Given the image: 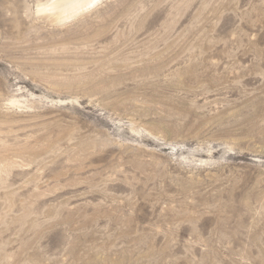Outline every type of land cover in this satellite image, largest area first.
<instances>
[{
  "label": "rangeland",
  "instance_id": "rangeland-1",
  "mask_svg": "<svg viewBox=\"0 0 264 264\" xmlns=\"http://www.w3.org/2000/svg\"><path fill=\"white\" fill-rule=\"evenodd\" d=\"M0 0V264H264V0Z\"/></svg>",
  "mask_w": 264,
  "mask_h": 264
},
{
  "label": "bare ground",
  "instance_id": "bare-ground-1",
  "mask_svg": "<svg viewBox=\"0 0 264 264\" xmlns=\"http://www.w3.org/2000/svg\"><path fill=\"white\" fill-rule=\"evenodd\" d=\"M96 0H54L49 6L51 10L57 14H67L68 12H76L77 10L90 6Z\"/></svg>",
  "mask_w": 264,
  "mask_h": 264
}]
</instances>
